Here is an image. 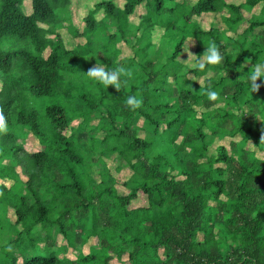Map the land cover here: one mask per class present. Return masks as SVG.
Returning a JSON list of instances; mask_svg holds the SVG:
<instances>
[{
	"label": "trees",
	"instance_id": "16d2710c",
	"mask_svg": "<svg viewBox=\"0 0 264 264\" xmlns=\"http://www.w3.org/2000/svg\"><path fill=\"white\" fill-rule=\"evenodd\" d=\"M72 1L28 0L25 11L23 0H0V110L7 121L0 132V264H65L59 234L71 246L83 234L101 239L98 250L71 264H112L115 257L128 264H264V154L248 149L264 151V98L247 76L248 66L264 59V0H92L81 30L64 25ZM142 3L145 13L130 22ZM217 14L222 29L196 19ZM156 31L180 36L168 49L161 35L148 56ZM252 31L258 39L245 48ZM128 36H136L132 51L120 57L119 40ZM225 41L231 49L242 41L236 62L226 53L222 66L200 69L206 48L215 43L223 52ZM190 44L193 68L181 59ZM96 65L131 76H121L118 90L106 88L87 75ZM206 89L218 99L209 100ZM129 96L142 98V106L133 110ZM74 116L82 120L68 136ZM94 119L103 137L92 135V154L84 153L82 131ZM224 138H231L228 147L210 152ZM33 140L41 148L26 151L23 142L34 147ZM104 156L116 166L99 165L97 180L90 170ZM15 165L27 177L24 189ZM122 171L129 173L126 194L116 189ZM54 212L70 216L69 224L53 221ZM225 241L245 258L224 257Z\"/></svg>",
	"mask_w": 264,
	"mask_h": 264
},
{
	"label": "rangeland",
	"instance_id": "374dc122",
	"mask_svg": "<svg viewBox=\"0 0 264 264\" xmlns=\"http://www.w3.org/2000/svg\"><path fill=\"white\" fill-rule=\"evenodd\" d=\"M193 1V0H192ZM233 1V0H232ZM241 0H235V2H240ZM91 2L92 0H73L72 3H71V6H70V11H71V14H70V21H65L64 22V25L65 26H68V28L72 27L73 25L75 27H77L79 30H81L84 22H83V19L84 17L89 13V9L91 8ZM121 2V1H118V3ZM122 3V2H121ZM22 7L25 11H29V3H28V0H23L22 2ZM259 8H256L254 11H258ZM145 13V3H142L140 5H138L137 9H136V14L134 16H130L129 20L130 22L132 23H138L139 19H140V16L142 14ZM246 14V13H245ZM103 16L102 12L99 13L97 15V17L100 19L101 17ZM246 16H248L246 14ZM198 20V22L201 24V26L203 28H207L209 29L211 26H217L218 28L222 29L224 28V25L223 23L221 22V17H220V14H217L216 16L214 15H209V16H201V17H198L196 18ZM249 26L248 24V21H245L243 22L242 26L240 28L237 29L238 31V35L242 34L243 31ZM66 27L65 29L62 31V35L61 37H63V39L66 40L67 43L71 42L70 41V38L71 36L69 34H67L66 32ZM108 31L109 33H114L115 32V29L112 27V25L110 24V26L108 27ZM256 32L258 31H255V32H251V34L248 35V37L246 39H248L247 42H245V48H247V44L249 42H252V41H255L257 38V34ZM135 33L137 34V32L135 31ZM228 36L225 35L226 38L230 37V40H233L235 39V35L234 34H231V33H228ZM156 36H158L157 38L155 37V40L153 41V44H152V47H148L147 48V53H148V56L149 55H152L154 53V51L157 49V45L159 43H157L158 39H160L161 35H163V37H166V34H162V32H157L156 31ZM232 35V36H231ZM180 36L179 32L176 33V32H173V31H167V37H166V40L164 41V47L165 48H168V49H172L173 47V44H172V41L173 38H176ZM235 38H234V37ZM128 37H133L132 38H129L130 42L129 41H123V40H119L121 42H119V46L121 47V51H120V54L119 56L122 57V56H125V55H128L130 54V51H132V46L133 44L135 43V37L136 36H128ZM69 39V40H68ZM245 39V40H246ZM242 43V41H240ZM241 43H238V44H235L237 47L236 48H233L231 49L232 45L234 44H231L229 41H225L223 43V47H224V51L221 52V54L223 56H225L226 53H231L232 54V62H236L237 60V57H238V50L240 49V46H241ZM194 47L193 45H189V49L187 51L184 52V54L182 55V58L181 59H190L191 63H192V68L195 66V56H194ZM246 61L247 60H250V51L248 53H246ZM145 58V57H144ZM161 62H164V61H167V57L165 56L164 52H160V58ZM201 59V58H200ZM201 61H203V59H201ZM200 61V62H201ZM264 63V59H262L261 61H259V63L257 64H262ZM223 63H221L220 65L222 66ZM256 64V65H257ZM256 65H250L248 66V71H247V74L254 71V68ZM215 66V65H213ZM71 75L70 73L67 74V76ZM208 75L210 76H213L214 73H208ZM221 75V73L218 71L215 73V77H219ZM72 79H74L73 81H78L79 79L77 78V76H73L71 75ZM206 77V76H205ZM195 84L198 86V84L202 85L203 84V77H197L195 78L194 80ZM257 85L261 86L259 88L260 91H261V99L264 98V81H257ZM250 91V90H249ZM249 93L251 92H248L247 96H249ZM245 95H246V92H245ZM245 97V96H243ZM239 110V108L237 107V111ZM80 111V110H78ZM241 114H244L243 111H241ZM82 118H77L74 116L73 118V121L71 122L70 126H68V128H66V130L64 131V133L66 135H70L71 134V129L72 130H76L78 129V126L81 122ZM249 120H253V123H256L258 125H260L262 123V120L260 118H256V117H253V116H250ZM142 121H143V118H140L139 119V123L142 124ZM210 125L206 128V130L208 132H210L211 130H213V122L212 123H209ZM263 124V123H262ZM118 125V124H117ZM146 125V124H145ZM264 125V124H263ZM82 133L84 134V139L82 140V143H86V147H87V150L86 151H83L84 153H89V154H92V142H91V138L92 135H95L96 137H99V138H102L103 137V131L99 129L98 127V120L97 119H94L92 121L89 122V124H87L86 126V129L82 131ZM79 135V134H78ZM237 138V137H236ZM231 140V138H224L222 139L221 141H216L215 144L211 147L210 149V152H215L216 151V148L219 146V145H224L226 147H228V144H229V141ZM237 140L239 141V137L237 138ZM34 143H36V146L33 147V145L29 142V141H25L23 142L24 143V148L26 151L28 152H31L33 150H39L41 147L39 144H37V141H34ZM81 143V144H82ZM158 146H160V144H158ZM250 150H252L254 152L255 155H258L259 157H263V154H264V151L258 149L257 147H255L254 145L252 144H249L248 145ZM97 152V151H96ZM100 154V152H99ZM97 155V154H95ZM99 162L101 161L100 164L98 165H92V171L90 170V172H92V175L94 178H96L97 180L99 179V169L101 166L99 165H102L103 167L104 166H110L111 169H113V166H116V162L114 161V158L113 157H101L100 160H98ZM7 162H9V164H14V161L12 160H8ZM16 166V169H17V174L15 175V178H16V181H17V184L19 183V188L20 189H24L25 188V182L27 180V177L25 175L22 174L21 172V169L19 166L15 165ZM218 166V165H217ZM114 171V170H113ZM129 177V173L125 172V171H122L119 173V181L117 184H116V189L118 191L119 194H126L128 190H126V188L123 186V181L125 179H127ZM25 193V192H24ZM53 195V194H52ZM52 195L49 196V198H52ZM50 200V199H49ZM9 216H10V220H14V217H13V214L10 212L9 213ZM51 219L53 221H56V220H64L67 224H69L70 222V216L68 217H61L59 216V214L57 212H54L51 216ZM101 228H105V226L103 225V222H101V225H100ZM23 227L22 226H18L17 227V231H22ZM12 235L14 236L15 233H12ZM11 235V236H12ZM199 238H201V236H199ZM101 246V239L99 237H92V236H86V234H83L81 236H78L77 238H75V243L73 246L69 245L66 241L65 238H63L62 235H58L57 236V247H59L61 250L59 251V257L61 259L64 260V263L65 264H71L70 260L79 255V254H83V255H87L89 253H91L92 251L94 250H98ZM236 244H233V245H230L229 243H227L225 241V244L222 245V248H221V252L222 254H224V257H229L230 259H232L233 261L237 260V261H242L245 256H243L242 258H238V256L241 254V253H244L243 251H238L236 249ZM38 249H41L40 252H42L44 249V244L40 243ZM124 262H120V260H118L116 257L114 259L111 260V263L112 264H128V261L126 259L123 260ZM92 264H95V262H93ZM241 264V263H239Z\"/></svg>",
	"mask_w": 264,
	"mask_h": 264
},
{
	"label": "clouds",
	"instance_id": "9594fccd",
	"mask_svg": "<svg viewBox=\"0 0 264 264\" xmlns=\"http://www.w3.org/2000/svg\"><path fill=\"white\" fill-rule=\"evenodd\" d=\"M202 55L203 62H198V67L200 69H204L206 65H219L224 60V56L221 54L215 43L210 44ZM87 75L96 79L99 83L104 84L106 88L109 86H114L115 89L118 90L121 83V76H131V73L123 67H119L115 71H108L105 67L96 65L94 68L88 71ZM247 76L253 92H255L258 88L256 81L258 79L264 80V63L257 64L254 68V71L248 73ZM206 93L209 100L215 101L218 99L219 93L217 91L206 89ZM126 103L133 110H135L142 106L143 100L142 98H137L136 96H129ZM6 129V117L3 111L0 110V132L5 131Z\"/></svg>",
	"mask_w": 264,
	"mask_h": 264
}]
</instances>
